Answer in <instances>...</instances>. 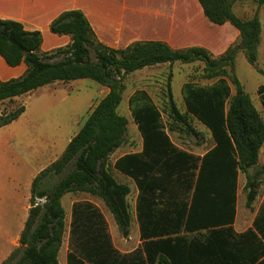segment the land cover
<instances>
[{
	"label": "crops",
	"instance_id": "0c3cea01",
	"mask_svg": "<svg viewBox=\"0 0 264 264\" xmlns=\"http://www.w3.org/2000/svg\"><path fill=\"white\" fill-rule=\"evenodd\" d=\"M72 10L85 14L101 45L116 50L137 42H161L174 50L204 48L218 58L240 37L239 31L230 23L221 26L211 23L197 0H0V19L14 20L28 31L41 32L44 53L71 44L70 36L55 35L50 27L62 13ZM165 65L172 66L159 64L131 75ZM25 71V65L10 67L0 56L2 81L17 79ZM203 75L204 72L201 80L209 84L201 85L196 80L185 82L182 87L178 84L183 105L181 109L177 106L209 130L213 147L200 154L184 150L172 141L168 129L161 125L162 136L152 137L149 130L153 122L140 120L144 108L137 113L135 110L133 119L142 144L138 151L131 153L130 179L134 197L130 234L123 237L114 218L112 222L107 217L88 213L78 212L77 215L72 211L76 202L69 207V213L64 203L65 195L62 199L66 212L65 232L58 253L59 264H157L161 255L169 264H260L264 260V173L258 179L257 198L252 208H248L244 191L246 175L234 168V156L232 168L221 166L220 156L215 152L218 141L213 127L197 115L219 111L221 90L227 93L223 99L226 113L230 98L236 94L235 87L226 78L209 80ZM261 86L256 92L261 109L251 100L264 119L258 92ZM243 88L246 93L244 85ZM104 91L106 96L109 89ZM24 96L0 103V114L16 110L19 103L24 106ZM132 96H140L142 103H147L143 100L146 98L148 105L161 112L147 90H135ZM92 104L93 100L91 108ZM24 107L19 122L16 120L11 124L20 123L27 116L29 108ZM161 119L163 121L162 116ZM10 125L0 128V132ZM34 127L37 129V124L26 125L29 129ZM80 129L71 138L67 129L62 135L59 128L47 134L41 130L31 137L30 157L37 167L30 181L27 176L29 149L22 132L0 137V161L6 160L7 190L10 188L9 193L0 198V264L21 247V236L29 216L26 186L32 187L33 180L63 154ZM166 148L168 154L178 158L179 168L173 171V177L178 180L173 185L164 184L162 190L154 184V179L166 175L155 167L161 163ZM258 167L256 170L264 168V144L259 152Z\"/></svg>",
	"mask_w": 264,
	"mask_h": 264
},
{
	"label": "trees",
	"instance_id": "16d2710c",
	"mask_svg": "<svg viewBox=\"0 0 264 264\" xmlns=\"http://www.w3.org/2000/svg\"><path fill=\"white\" fill-rule=\"evenodd\" d=\"M197 1L211 23L219 26L230 23L239 31L240 46L230 47L218 58L204 48L174 50L161 42H137L126 49L116 50L101 45L85 14L72 10L62 13L50 27L55 35L70 36L71 44L43 53L41 32L28 31L22 23L14 20L0 19V56L10 67L26 66L25 73L19 78L8 81L0 79V103L57 82L91 80L109 89L63 154L33 180L29 216L21 236V247L3 264H59L58 253L66 218L62 199L69 193H87L101 199L121 235L125 238L129 236L132 223L129 197L132 189L117 180L115 169L110 164L111 156L127 142L129 121L118 110L123 101L127 76L159 64L200 61L205 64V79L226 78L235 87L236 94L230 98L226 113L223 99L227 93L221 90L219 111L197 115L213 127L218 141L215 152L220 156L221 166L232 168L233 156L236 157L234 168L246 175L244 191L247 207L252 208L258 194L259 176L264 173V168L256 170L259 152L264 144V119L250 96L244 92L235 72V62L238 50H242L248 63L256 66L262 24L258 15L247 21L236 15L234 5L241 0ZM254 1L258 6L264 5V0ZM258 72L264 76V70L259 69ZM171 78L172 74L168 77L163 107V112L168 116L167 129L199 139L201 132L193 126V117L181 112L177 106ZM258 92L264 107V86ZM24 112V106L1 112L0 128L10 125ZM159 116L152 105L142 110L140 120L153 122L149 130L152 137L156 135L153 127L159 124ZM157 136L161 137L162 133L158 131ZM50 176H62L52 189L47 187ZM157 179H154L155 185L158 184ZM177 180L170 178L167 182L163 177L159 182L174 184ZM44 198L45 203H37V199ZM157 264H169V261L161 255ZM260 264H264V260Z\"/></svg>",
	"mask_w": 264,
	"mask_h": 264
},
{
	"label": "rangeland",
	"instance_id": "374dc122",
	"mask_svg": "<svg viewBox=\"0 0 264 264\" xmlns=\"http://www.w3.org/2000/svg\"><path fill=\"white\" fill-rule=\"evenodd\" d=\"M234 12L243 21L252 19L254 16L258 15L262 24V37L261 44L259 47V59L256 66H251L242 50H238L236 62H235V72L238 78L241 80L245 87L246 93H248L253 100L256 107L261 109L259 104V99L257 98V89L259 86L264 85V76L258 71L264 70V5L258 6L254 0H241L235 3ZM241 44V38L239 37L237 42H235L231 47H238ZM44 53V52H43ZM205 64L197 61L192 64H181L176 63L172 66L165 65L160 67L148 68L142 72L135 73L133 75L127 76L124 81L125 91L123 93V102L119 107V113L125 116L128 123V133L127 142L122 145L119 150H117L110 158L111 166L117 171L115 172V177L121 183L128 184L132 187L131 177V153L138 151L142 144V138L139 135L137 125L133 119L134 111L147 108L149 105L148 100L143 98L147 103H142V98L140 96L133 98V92L138 89L147 90L153 101L156 103L157 107L161 111L159 114V124L163 129L167 128L166 122H168V116L163 112V107L166 103L165 94L166 86L168 82V77L173 74L172 82L174 88L175 100L181 109L183 105V100L181 101L179 95V87L182 84L191 80H196L200 82L201 85L209 84L210 82L202 81L201 75L204 72ZM99 87V88H98ZM96 88L97 94H96ZM107 87L97 84L91 80H77L71 82H57L53 85H47L40 89L35 90L24 96L23 105L29 108V113L26 117L22 118V122L11 124L10 126L4 128L0 132V137H8L12 132L21 131L23 138H26V143L28 144V181H30V176L33 175V170L36 169L37 164L30 157V145L31 137L36 136V132L43 131L44 134L56 132L60 129L61 134L64 135L66 129L68 131V137H72L80 127H82L87 120L89 114L91 113L95 103L102 99L106 92L104 91ZM254 95V96H253ZM93 100L92 108L91 102ZM22 106V103L16 107ZM142 106V107H141ZM163 118V121L161 119ZM16 122H19L17 119ZM37 124V129L34 127L32 129L26 128V125L34 126ZM156 125L153 127L156 132L155 137L160 138L158 131H160V126ZM193 126L201 132V138L196 139L185 134L178 132L168 131L169 136L172 141L180 148L187 150L192 153H203L211 149L214 145L211 133L208 129L201 126L198 122H193ZM3 128V127H2ZM71 128V130H70ZM54 129V130H53ZM162 145H164L162 143ZM164 150V155L161 158V163L156 166L158 170H163L165 172L167 182L170 178H174L173 171H176L179 167V161L175 154H168L167 148ZM13 160V158H11ZM153 163V162H152ZM147 164V162H146ZM5 165L6 160L0 161V198L6 196L9 192L7 185H9L6 175H5ZM170 171L171 176L170 177ZM163 176H161L162 179ZM62 176H50L48 178V188L52 189L60 180ZM160 177H158V186L163 190L164 182H159ZM29 183V182H28ZM166 184V183H165ZM173 185V183H171ZM24 194V192H23ZM22 194V200L23 195ZM26 194L29 196L28 208L30 209V185L26 186ZM133 193L129 197V204L133 205ZM73 205L74 212H82L83 214H91L97 217H107L113 222V217L107 210L105 204L101 199L96 196H92L87 193H69L64 197V203L67 210L70 213L71 204ZM78 202V203H77Z\"/></svg>",
	"mask_w": 264,
	"mask_h": 264
},
{
	"label": "built area",
	"instance_id": "2783aa9c",
	"mask_svg": "<svg viewBox=\"0 0 264 264\" xmlns=\"http://www.w3.org/2000/svg\"><path fill=\"white\" fill-rule=\"evenodd\" d=\"M45 202H46V199L45 198L44 199H37V203L38 204H43Z\"/></svg>",
	"mask_w": 264,
	"mask_h": 264
},
{
	"label": "water",
	"instance_id": "95a60500",
	"mask_svg": "<svg viewBox=\"0 0 264 264\" xmlns=\"http://www.w3.org/2000/svg\"><path fill=\"white\" fill-rule=\"evenodd\" d=\"M256 168H259L258 166Z\"/></svg>",
	"mask_w": 264,
	"mask_h": 264
}]
</instances>
